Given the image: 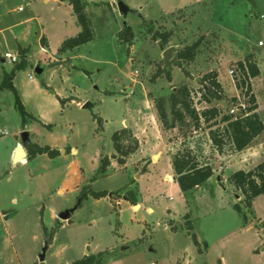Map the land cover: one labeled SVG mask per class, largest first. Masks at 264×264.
<instances>
[{
  "label": "rangeland",
  "instance_id": "374dc122",
  "mask_svg": "<svg viewBox=\"0 0 264 264\" xmlns=\"http://www.w3.org/2000/svg\"><path fill=\"white\" fill-rule=\"evenodd\" d=\"M85 1L94 39L63 51L68 57L55 55L53 64L64 63L56 66L50 58L79 30L68 1L0 0V84L21 61L20 49H27L13 83L26 95V110L36 117L48 112L50 118L42 124L30 115L24 125L13 90L0 89V130L6 132L0 135V264H33L47 239L44 264H69L89 255L100 264H264V194L245 207L236 197L242 192L229 180L232 172L264 161V151L251 160L249 153L234 157L225 121L240 102L248 111L254 97L264 122V46L258 45L264 40V0H122L136 11L127 16L117 0ZM164 33L170 37L161 46L162 36L153 34ZM197 42L195 58L179 61L178 53ZM170 46L175 50L165 67L163 54ZM5 53L20 61H2ZM248 54L261 74L243 84L229 70L238 69ZM37 65L45 67L41 76ZM215 73L220 99L198 104L206 94L203 84ZM30 75L45 91L36 90ZM183 86L192 107L200 106L199 115L216 108L215 118L196 122L187 116L165 127L156 101L168 100ZM57 91L60 108L49 101ZM88 102L91 106L83 107ZM123 128V149L116 153L113 134ZM24 130L31 143L59 153L11 164L10 150ZM213 131L226 158L218 155ZM128 149L133 151L123 153ZM185 150L210 165L214 178L183 192L170 160ZM79 202L70 222L58 218Z\"/></svg>",
  "mask_w": 264,
  "mask_h": 264
},
{
  "label": "trees",
  "instance_id": "16d2710c",
  "mask_svg": "<svg viewBox=\"0 0 264 264\" xmlns=\"http://www.w3.org/2000/svg\"><path fill=\"white\" fill-rule=\"evenodd\" d=\"M64 1V0H62ZM68 1L73 8V12L76 16L77 23L80 26V32L67 38L63 41L60 50L66 51L74 49L82 44L88 43L94 39V30L92 28L90 19L87 16L85 11V0H65ZM162 36V39L159 40L161 46H164L170 37L169 33L164 34H153L154 39H158V37ZM130 37L127 39L130 41ZM199 47V42L193 44L192 46H188L186 49L180 51L178 53V59L181 61L182 59L189 60L195 58L197 54V49ZM165 48V47H164ZM21 61L15 66V68L10 72L5 74V78L0 84V89L9 88L13 90L16 98V106L21 112V115L24 120V124L26 122L27 117H30V114L25 109L23 103L20 100L19 94L17 90L14 88L12 79L15 74V71L21 69L25 64L24 52L21 54ZM252 54H248L243 61H239V69L242 74L245 75V78L242 79V83L246 84L249 78L257 77L260 74V69L256 64L251 62ZM167 76L170 78L169 72H167ZM207 78H212L209 84H203V90L206 94H202L201 100L206 102H210L213 99H220V95L222 93V86L220 82L217 80V74L209 75ZM209 93V96H208ZM203 97V98H202ZM169 104V113L168 107ZM156 107L158 110L159 119L165 127H174L177 121L184 120L187 116H190L196 122H199L200 117L204 118L205 121H210L217 115V109H209L204 110L201 115L196 111L194 107H192V101L190 96V90L187 86H183L178 90L174 91L170 98L166 100L164 97L157 99ZM257 104L255 98L251 99V106L249 107L248 114L244 117L234 118L232 115L226 116L225 121L227 124V132L230 134L232 144L237 150H242L246 148L255 137H257L264 130V122L260 115L257 112ZM126 132V128L120 132L117 130L113 134V143L114 149L116 153L122 152L121 146V133ZM211 140L213 144L217 147L218 150H222L223 141L219 138L216 132L210 133ZM28 150V159L33 158L39 153H47L50 156H55L59 153V150L52 149L49 146H40L38 144L29 143L27 145ZM133 150L123 151V153H131ZM108 159H105L100 167V171L102 173L105 172L106 166L108 164ZM172 168L176 175V181L179 185L180 189L185 192L189 191L195 187H198L205 181H207L213 175V169L210 165H202L199 163V160L192 153L191 150L180 151L174 154L172 161ZM230 182L234 185V187L241 191L244 195L243 201L245 203V207H250L251 201L261 195L264 194V161H261L254 168L249 170L239 169L232 172L229 175ZM105 194V193H103ZM96 195H102V193H96ZM126 198V197H125ZM129 201H133L130 196L126 198ZM133 204H136L135 202ZM235 208L242 212L244 216L247 218V215L244 213L242 206L236 203ZM194 235V239H195ZM196 240V239H195ZM100 261L95 256H85L82 259L73 261L69 264H100Z\"/></svg>",
  "mask_w": 264,
  "mask_h": 264
},
{
  "label": "crops",
  "instance_id": "0c3cea01",
  "mask_svg": "<svg viewBox=\"0 0 264 264\" xmlns=\"http://www.w3.org/2000/svg\"><path fill=\"white\" fill-rule=\"evenodd\" d=\"M44 1H46V0H44ZM58 1H60L59 2V5H61V2H63L62 0H58ZM65 1V0H64ZM69 3V2H68ZM70 4V3H69ZM86 4H87V1H86ZM71 5V4H70ZM71 7H72V5H71ZM72 10H73V8H72ZM86 11V10H85ZM74 13V12H73ZM76 17V16H75ZM76 22H77V19H76ZM80 26H79V30H78V32L76 33V35L80 32ZM65 39H63L62 40V42H61V44H60V47H61V45H62V43H63V41H64ZM40 42H41V47H42V49L43 50H46V47L48 46V40H47V38L44 36V35H42L41 36V38H40ZM60 47H59V52L58 53H56V54H53V56L50 58V61H52L51 62V65H56V66H61V65H64V63H62V64H53L54 62H53V60L52 59H54L55 58V55H58V56H60V57H68V56H66V55H64V54H62V52L63 51H61L60 50ZM77 48V47H76ZM22 51L24 52V58H25V62L27 61V49H23V48H21L20 49V56H21V54H22ZM5 54H7V53H5ZM5 54H4V56H3V58L1 59L2 61H4L5 60ZM22 58V57H21ZM70 58V57H69ZM21 60V59H20ZM19 60V61H20ZM19 63V62H18ZM17 63V64H18ZM16 64V65H17ZM16 65H14V67L11 69V71L15 68V66ZM44 70H45V67H44ZM10 71V72H11ZM17 71V70H16ZM10 72H6V73H10ZM5 73V74H6ZM260 74H261V70H260ZM15 76V75H14ZM259 76V75H258ZM257 76V77H258ZM218 77H219V79H220V73H219V75H218ZM256 77V78H257ZM14 78V77H13ZM34 78L33 77H30L29 76V80H31V82H33V83H36V90H38V91H45V89L44 88H42V87H40V84H39V82L38 81H34L33 80ZM12 83H13V79H12ZM13 86H14V88L17 90V88L15 87V85H14V83H13ZM17 92H18V90H17ZM19 94V93H18ZM28 95V94H27ZM19 97H20V100H21V102L23 103V105H24V107H25V105H26V95L24 94V93H20L19 94ZM56 97L57 98H55V97H53V96H51V98H49V101L50 102H52V104H54V105H56V106H59V108H60V103H59V101H58V98H60L61 97V93H59L58 91H57V93H56ZM85 105V104H84ZM84 105H83V107H84ZM26 109V108H25ZM258 110V109H257ZM27 112L32 116V117H34V119H36V120H38V121H40L42 124H47V123H49V117H48V112H45V113H40V115L39 116H34L32 113H30L28 110H27ZM258 112V111H257ZM26 124V123H25ZM24 124V125H25ZM19 144H21V141H16L15 143H14V145L12 146V148H11V150H10V153H9V156H8V159H9V162L11 163V164H23L21 161H19V162H17V163H15L14 162V156H15V151H16V148H17V146L19 145ZM52 149H56V148H52ZM58 150V149H57ZM75 151V149H72V152H74ZM261 151H264V130L257 136V137H255L254 139H253V141L246 147V148H244V149H242V150H237V149H235V153H233L234 154V157H235V155H238V154H241V155H243V154H246V153H249L250 155H252V156H250V159L249 160H251V159H254L256 156H253V154L255 155H257V152L258 153H261ZM26 153H27V156H26V162H27V159H28V150H27V148H26ZM237 153V154H236ZM218 155H219V157L222 159V158H226L227 156H226V153L224 152V151H220V153H218ZM157 157H158V155H157ZM237 157H239V156H237ZM236 157V158H237ZM236 158H235V160H236ZM263 160H264V158H263ZM260 161H262V160H260ZM26 162H24V163H26ZM170 162H171V160H170ZM236 162H238V161H236ZM233 165H236V163H232L231 164V166H233ZM240 169H243V168H240ZM245 169V168H244ZM214 178V174L207 180V181H205L204 183H202L201 185H199L198 187H195V188H193V189H200L202 186H203V184H205V183H207V182H210V181H212V179ZM262 195V194H261ZM243 196L244 195H239V197H237V194H236V197L238 198V199H243ZM260 196V195H259ZM258 197V196H257ZM256 198V197H255ZM254 198V199H255ZM135 207H133V209H134ZM138 208H139V206H138ZM249 218V217H248ZM250 219V221H251V217L249 218ZM261 219H259L258 221H260ZM261 223V222H260ZM263 223V222H262ZM261 230H262V233H264V227H262L261 228ZM196 235V234H195Z\"/></svg>",
  "mask_w": 264,
  "mask_h": 264
},
{
  "label": "water",
  "instance_id": "95a60500",
  "mask_svg": "<svg viewBox=\"0 0 264 264\" xmlns=\"http://www.w3.org/2000/svg\"><path fill=\"white\" fill-rule=\"evenodd\" d=\"M117 7L120 11V13L124 16H127L128 13H136V11L134 9H131L128 5H126L122 0H117L116 2ZM175 50V47L170 46L169 48L164 50V65L165 67H168L171 65L172 62V53ZM44 72V67L37 65L35 67V73L38 76H41ZM91 104L88 102L84 105V107H90ZM30 132L28 130H24L21 132V144H19L16 148L15 151V156H14V162H19L22 158H26L27 153H26V148L27 145L30 143ZM237 197H239V195H237ZM80 204V202L75 205L72 208L63 210L61 212H59L58 214V218L61 220H66L68 222H70V217L72 215V213L74 212V210L78 207V205ZM50 243V239H47L44 242V245L42 247V250L40 252V254L38 255V259L33 263V264H44V259H45V255H46V250L48 248V245Z\"/></svg>",
  "mask_w": 264,
  "mask_h": 264
},
{
  "label": "built area",
  "instance_id": "2783aa9c",
  "mask_svg": "<svg viewBox=\"0 0 264 264\" xmlns=\"http://www.w3.org/2000/svg\"><path fill=\"white\" fill-rule=\"evenodd\" d=\"M258 45H259V46H264V40H259V41H258ZM5 59H8V60L13 61V62H16V61L19 60V58H18L17 56L10 55V54H8V53L5 54ZM238 70H240V69H239V68H238V69H237V68H233V69L229 70V73H230L231 76H232L233 74L236 75L237 78H238L239 80L244 79V78H245V75L242 74L241 72L239 73ZM30 77H33V76L30 75ZM199 97H200V96H199ZM201 101H202V102H205L204 100H201V97H200V98H199V102H198V104H200ZM239 108H242L243 110H241L240 114H237V111L239 110ZM195 109H196L197 112L199 113V111H200L201 108H200V106H197V105L195 104ZM245 109H246L245 104H244L243 102H240L237 106H233V107L230 109L229 113H230L231 115H233L234 118H237V117H244L245 115H247V114L249 113V112L246 111ZM201 118H202V117H201ZM5 133H6V132H5L4 130H0V135H3V134H5Z\"/></svg>",
  "mask_w": 264,
  "mask_h": 264
},
{
  "label": "bare ground",
  "instance_id": "6f19581e",
  "mask_svg": "<svg viewBox=\"0 0 264 264\" xmlns=\"http://www.w3.org/2000/svg\"><path fill=\"white\" fill-rule=\"evenodd\" d=\"M156 157H157V155H156ZM136 208H138V206H135Z\"/></svg>",
  "mask_w": 264,
  "mask_h": 264
}]
</instances>
